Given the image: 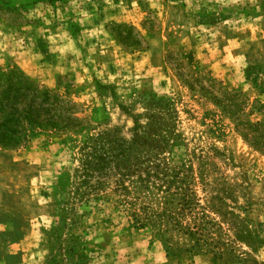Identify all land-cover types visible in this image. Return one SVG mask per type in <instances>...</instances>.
Here are the masks:
<instances>
[{"label":"rangeland","instance_id":"1","mask_svg":"<svg viewBox=\"0 0 264 264\" xmlns=\"http://www.w3.org/2000/svg\"><path fill=\"white\" fill-rule=\"evenodd\" d=\"M8 66L87 126L0 147V264H264V0H0Z\"/></svg>","mask_w":264,"mask_h":264},{"label":"trees","instance_id":"2","mask_svg":"<svg viewBox=\"0 0 264 264\" xmlns=\"http://www.w3.org/2000/svg\"><path fill=\"white\" fill-rule=\"evenodd\" d=\"M126 27L134 29L131 25ZM200 89L202 90V86ZM217 89L224 93L221 85L217 84L215 90ZM235 106L233 104L232 108ZM223 107L227 112L232 111L231 108ZM237 123L238 126L241 125L243 138L254 148L264 152V123L243 122L240 119ZM86 126L82 107L78 103L35 82L15 66L0 68V147L16 148L24 145L29 138L43 133H78ZM133 144L135 147V143ZM84 148L80 164L85 175L102 173L109 160V147L94 141L91 146ZM139 157H136L137 170H141L139 179L151 182L153 177L158 178L157 172L151 166L144 165ZM132 218L134 223L139 222L134 214Z\"/></svg>","mask_w":264,"mask_h":264}]
</instances>
